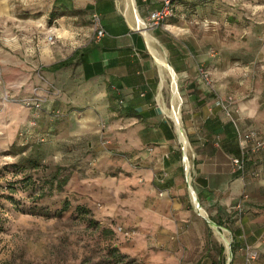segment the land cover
<instances>
[{
	"label": "crops",
	"instance_id": "1",
	"mask_svg": "<svg viewBox=\"0 0 264 264\" xmlns=\"http://www.w3.org/2000/svg\"><path fill=\"white\" fill-rule=\"evenodd\" d=\"M12 1L0 0V41L15 36L18 46V53L13 55L0 46L4 73L3 83L0 82V133H4L0 145L19 133L32 117L31 111L13 98L27 95L38 85L45 102L33 133L43 128L50 133H87L100 115L106 121L107 133L126 138L124 147L138 157L149 158L146 177L159 170L162 183L157 186L173 193L183 168L180 151L163 115L171 120L173 112L181 116L177 75L193 147V187L201 207L192 200L199 217L184 209L161 213L155 231L160 233L165 249L175 251L169 253L171 264H224V251L207 236L203 220L206 209L212 221L229 232L232 247L229 264H264V150L255 153L250 147L241 148L234 126L215 106V99L234 97L243 130L263 126L264 113L255 98H244L245 69L243 72L239 62L232 65L220 61L197 45L199 37L193 32L179 31L184 21L191 19L195 1L177 0L175 14L161 24L167 26L171 35L164 41L170 53L169 63L157 38L154 40L165 62L156 46L139 31L147 24L137 16L134 0H49L45 8L46 39L50 34L53 39H47L49 44H42L43 48L35 43L41 30L39 21L33 12L25 10V6L37 9L39 2L14 0L19 4L14 9ZM137 1L147 17L155 4ZM212 2L215 0H202L203 5ZM5 5L7 13H3ZM51 11L55 13L52 19ZM6 14L17 20V30L10 36L2 27L8 18H3ZM94 14L105 30L100 39L95 37ZM136 31L143 36L158 64L160 82ZM70 41L72 47L65 48ZM199 64H204L209 72L211 87L199 79L196 70ZM167 79L170 101L164 105L159 91ZM3 86L11 100L2 98ZM98 130L95 127L91 132ZM188 150V146L184 148V154ZM233 157L245 160L243 172L234 169ZM239 201L241 211L235 207ZM175 203L176 208L180 206ZM215 234L223 242L222 234ZM245 245L258 254L250 263L244 262Z\"/></svg>",
	"mask_w": 264,
	"mask_h": 264
},
{
	"label": "rangeland",
	"instance_id": "2",
	"mask_svg": "<svg viewBox=\"0 0 264 264\" xmlns=\"http://www.w3.org/2000/svg\"><path fill=\"white\" fill-rule=\"evenodd\" d=\"M37 1V9L30 10L25 6V10L33 12L39 21L41 30L35 43L43 48L42 44H49L45 15L49 0ZM194 1V14L190 12L191 19L184 21L179 31L193 32L199 37L197 45L219 57L220 61L232 65L239 62L243 72L245 69L242 74L246 83L244 98H255L264 113V0H215L208 5H203L202 0ZM134 4L147 24L140 3L134 0ZM17 6L19 4L15 3L13 8ZM7 9L5 5L3 13H7ZM12 17L6 14L3 18L8 20L2 23L9 36L17 30V20ZM147 27L148 24L141 27L142 31ZM166 28L161 24L149 27L145 35L150 36L149 42L156 46L161 60L165 62L167 58L169 63L170 53L164 41L171 35ZM136 33L143 40L144 54L154 66L157 82H160L158 64L143 36ZM154 37L165 50L166 58ZM16 41L15 36L1 39L0 46L13 55L18 53ZM71 45V41L65 43V48H71ZM235 57L239 60L233 59ZM35 70L38 72L39 68ZM0 76L3 83L1 66ZM176 82L181 98L180 121L189 140V122L177 75ZM37 86L34 85L27 95L34 88L39 91ZM159 92L163 104L169 105L168 79ZM21 97L13 100L21 104ZM163 117L182 157L173 119ZM262 122L263 126L248 129H255L261 135L264 118ZM91 126V129L99 128V132L92 133L90 129L87 133H50L48 128H43L39 133L25 137L16 133L6 144L0 145V264H171L169 253L175 251L165 249L155 226L159 215L169 210L184 209L193 216L198 214L183 175L178 176L175 192H165L157 186L162 183L159 182V170H155L152 177H146L144 173L149 158L138 157L124 147L126 138L122 140L115 133H107L106 121H102L100 115ZM261 137L264 139V135ZM262 150L264 146L254 151ZM57 172L60 175L54 178L53 174ZM69 172L67 182L61 189L57 188L60 177ZM64 200L68 201L65 209ZM175 202L180 206L176 208ZM205 212L208 215L203 216L207 236L222 248L223 263L226 264L231 245L227 249L218 239L215 232L219 225H210L206 220L211 219L210 214L206 209ZM224 231L230 242L229 232Z\"/></svg>",
	"mask_w": 264,
	"mask_h": 264
},
{
	"label": "built area",
	"instance_id": "3",
	"mask_svg": "<svg viewBox=\"0 0 264 264\" xmlns=\"http://www.w3.org/2000/svg\"><path fill=\"white\" fill-rule=\"evenodd\" d=\"M142 1L151 2L155 4V6L148 11V14L146 17L147 24L149 25V27H156L162 24L165 21V19L170 18L175 14V3L177 0H142ZM92 23H93V28L95 31V37L97 39H100L104 35L105 30L102 27L100 19L97 14L93 15ZM47 39L52 40L53 34L48 35ZM196 70H197L199 79H201L208 87H211L212 79H211L209 72L203 66H200V65L197 67ZM0 82H1V76H0ZM2 98L6 101L12 99L9 95V92L6 89H4V86L2 89ZM19 101L24 107L29 109L32 113L31 119L19 131V135L25 137L33 133V130L35 129L37 125V118L39 117L40 112L43 110V104L45 102V98L42 94L39 93V91L36 88H34L33 91L29 95L21 97ZM215 106L220 108L223 115L234 126L239 145L241 146L243 150H246L249 147L252 150H258L264 146V139H262L261 135L255 129L243 130L241 128L239 121H238L239 110L235 105V100L233 96L225 95L224 97H220V96L216 97ZM182 131H183V128H182ZM182 134L187 142L188 148L189 149L191 148V150L193 151V147L191 146L187 135L185 133H182ZM177 137L179 140L178 142H179L180 149L182 151L181 164L183 168L184 181L186 184L188 195L193 204L192 200L194 199L196 202V198H197V195L193 187V181H194L193 159H192L193 155H191V153L193 152H191V150L189 152L188 150L187 154H184L185 144L183 143V141L182 142L180 141L178 134H177ZM231 162L236 171H240V172L244 171L245 160L243 158L233 157L231 159ZM235 207L237 208V210L241 211L243 208L242 202L239 201L235 205ZM218 228L224 231V228L222 226L219 225ZM219 229H217V233L223 234V231H220ZM118 230L121 231L122 228L118 227ZM230 245H231V239H230V242L228 241V246L230 247ZM257 256L258 254L254 249L250 248L248 245H245V256H244L245 263H250L252 260H255Z\"/></svg>",
	"mask_w": 264,
	"mask_h": 264
},
{
	"label": "bare ground",
	"instance_id": "4",
	"mask_svg": "<svg viewBox=\"0 0 264 264\" xmlns=\"http://www.w3.org/2000/svg\"><path fill=\"white\" fill-rule=\"evenodd\" d=\"M143 29H140L139 31L141 32V34L148 40V41H150L151 40V38H150V36L149 35H145V33H146V30H149V27H147L146 28V30H144V31H142ZM173 124H174V127H175V131H176V133L178 134V136H179V139H180V141L182 142L183 141V143L187 146V142H186V140H185V138H184V136H183V131H182V126H181V121H180V117H179V115H177V114H175V113H173ZM172 124V125H173ZM185 132V131H184ZM222 237H223V243H224V245L226 246V247H228V238H227V236H226V234H225V232H223V234H222ZM228 249V248H227Z\"/></svg>",
	"mask_w": 264,
	"mask_h": 264
},
{
	"label": "trees",
	"instance_id": "5",
	"mask_svg": "<svg viewBox=\"0 0 264 264\" xmlns=\"http://www.w3.org/2000/svg\"><path fill=\"white\" fill-rule=\"evenodd\" d=\"M55 16V13L54 11H51L50 12V19H52L53 17ZM60 174L57 172V173H54L53 174V177L54 178H57ZM69 175H70V172L67 173L66 175L60 177L59 181L56 183V186L57 188L61 189L63 187V185L67 182L68 178H69ZM66 206L68 207V201L67 200H64V209L66 208ZM63 209V210H64ZM212 219V218H211ZM232 248V247H231Z\"/></svg>",
	"mask_w": 264,
	"mask_h": 264
},
{
	"label": "water",
	"instance_id": "6",
	"mask_svg": "<svg viewBox=\"0 0 264 264\" xmlns=\"http://www.w3.org/2000/svg\"><path fill=\"white\" fill-rule=\"evenodd\" d=\"M133 6H134V9H135V11H136L137 16L140 17L139 14H138V12H137V10H136V8H135L134 1H133ZM196 204H197L198 207H199V206L201 207V205H200V203H199V201H198V198H196ZM206 220L209 222L210 225H214L215 227H217V224H215L212 220H210V219H208V218H206ZM231 255H232V254H231V252H230V254H229V258H228L226 264H229V263H230Z\"/></svg>",
	"mask_w": 264,
	"mask_h": 264
}]
</instances>
